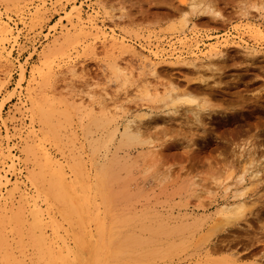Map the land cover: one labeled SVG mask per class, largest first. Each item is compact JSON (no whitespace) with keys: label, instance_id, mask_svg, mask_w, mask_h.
I'll use <instances>...</instances> for the list:
<instances>
[{"label":"rangeland","instance_id":"1","mask_svg":"<svg viewBox=\"0 0 264 264\" xmlns=\"http://www.w3.org/2000/svg\"><path fill=\"white\" fill-rule=\"evenodd\" d=\"M227 5L0 0V264H264V0Z\"/></svg>","mask_w":264,"mask_h":264},{"label":"bare ground","instance_id":"2","mask_svg":"<svg viewBox=\"0 0 264 264\" xmlns=\"http://www.w3.org/2000/svg\"><path fill=\"white\" fill-rule=\"evenodd\" d=\"M86 23L88 24V34L91 36V44H90V46L88 47L89 48V51L92 53V54H96V50H97V47H100V49H101V51H103V52H105V53H113L116 49H118V48H120V47H125V41L123 40V39H121V37H120V39L119 38H117V37H115L113 34H106L105 32H103V30H100L97 26H96V22H95V18L94 17H90V18H87V20H86ZM78 27H80V29L81 28H83L84 27V22L82 21V20H78ZM112 32V31H111ZM248 32H251L252 33V36H254V37H261V32L262 31H257V30H255V29H251V31L248 29L247 30V33ZM244 33V32H243ZM242 33V34H243ZM245 34V33H244ZM2 37H3V35H2ZM240 39V38H239ZM149 43V42H148ZM156 45V44H155ZM195 46L196 45H198L197 43L196 44H194ZM204 45V44H203ZM193 46V45H192ZM221 46V45H220ZM172 49V48H171ZM194 49V48H193ZM218 45H214V46H210L209 47V49H208V51H207V54H206V56L205 57H208V58H210V57H212V56H214V55H216L217 54V52H218ZM148 51V50H147ZM184 51V50H183ZM149 52V51H148ZM154 52V53H153ZM152 53V55H151V57H154L155 59H157V58H159V56H163V55H161V54H159L158 52H156V51H153ZM151 54V53H150ZM188 54V53H187ZM189 54H190V56H193V57H195V59H197L198 57H197V55H195L193 52H192V50H191V52H189ZM218 54H219V52H218ZM149 55V54H148ZM203 55V54H202ZM150 56V55H149ZM153 58V59H154ZM114 59V58H113ZM144 60V59H143ZM116 62V61H115ZM114 62V60L111 62V64H109V66H111L112 65V67L111 68H109V69H113L114 70V72H115V74L117 73L118 75H120L121 74V72H123L121 69L122 68H120V69H118L117 67H116V63ZM117 65H119V64H117ZM121 65V64H120ZM75 67H76V64L75 63H73L71 66H70V70H72V71H74V69H75ZM121 70V71H120ZM125 70V69H124ZM74 73V72H73ZM152 73H153V75H155V77H156V75H157V71H156V69H155V67L153 66L152 67ZM132 76V75H131ZM121 77V76H120ZM122 77H127L128 78V75L125 73ZM154 77V78H155ZM122 79V78H121ZM139 79V78H138ZM152 79V78H151ZM122 80H124V79H122ZM128 80H129V78H128ZM131 80V79H130ZM143 81H144V79H143ZM145 81H146V79H145ZM126 82V81H125ZM134 82H136V81H134ZM142 82V81H141ZM149 82V81H148ZM155 82H156V80H155ZM153 83V82H152ZM131 84V83H130ZM144 84V83H143ZM147 84V83H146ZM146 86V85H145ZM155 86V85H154ZM147 87H148V89H145V90H142V91H145V92H142V93H146L147 94V96H148V94L151 92V88H150V90H149V84L147 85ZM158 88V87H157ZM197 88V87H196ZM195 88V89H196ZM153 89V88H152ZM155 89L156 88H154V90H152V94L153 93H155L154 95H158L157 94V92H155ZM200 89V88H199ZM194 90V89H193ZM156 91H157V89H156ZM197 91V90H196ZM137 92V91H136ZM140 93V92H139ZM169 94V93H168ZM150 95V94H149ZM172 95V94H171ZM175 95V94H174ZM137 96H138V94H137ZM151 96V95H150ZM167 96V95H166ZM146 97V96H145ZM177 97V96H176ZM167 98V97H166ZM172 99V98H171ZM77 100H78V98H77ZM187 102H189L188 100H186ZM80 102H82V103H84L83 102V100L82 101H80ZM161 102V101H160ZM163 102H164V100H163ZM167 102V101H166ZM171 103V102H170ZM190 103V102H189ZM169 104V103H168ZM104 108V107H103ZM106 110V109H105ZM109 114V113H108ZM130 125V124H129ZM134 128V127H133ZM137 128V127H136ZM127 130L129 129V130H131V128L130 127H128V128H126ZM138 129V130H137ZM137 129H134L133 131H136L137 130V133H135V134H139L140 133V131H139V128H137ZM128 130V131H129ZM142 130V129H141ZM126 131V130H125ZM132 131V130H131ZM132 131V132H133ZM133 135V134H132ZM131 134H130V132L129 133H127V134H125V135H123V137L125 136V140H127V141H130V140H132V138H134V135L132 136ZM138 136V135H137ZM137 138V137H136ZM139 138V137H138ZM141 139V138H140ZM159 149V148H158ZM157 149V150H158ZM2 150V149H1ZM148 150V149H147ZM156 150V151H157ZM160 150V149H159ZM152 152H153V150H152ZM155 152V151H154ZM11 167V166H10ZM14 167V166H13ZM102 173H104V171L103 170H101L99 173H98V181L99 180H102ZM10 175H11V173H10ZM4 176V175H3ZM41 187H43V186H41ZM57 189H58V187H56ZM61 188H62V186H61ZM47 193L52 197V199H54L53 201L54 202H60V198L62 197V193H61V190L60 189H58L57 191H53V187L50 185V184H48V186H47ZM64 189V188H63ZM67 203V202H66ZM70 205H71V203H70ZM235 205V204H234ZM233 205V206H234ZM2 206V205H1ZM72 206V205H71ZM229 207V206H228ZM230 207H232V206H230ZM239 208H241V206H240V204L239 205H237V208L236 209H234V211H237ZM4 209V208H3ZM228 208L226 207V209L225 210H227ZM4 211H6V210H4ZM3 211V212H4ZM8 218L10 219V222H12V224L13 223H15L16 221H17V214H12L10 217L8 216ZM5 219H1L0 218V222H2V221H4ZM102 222V221H101ZM114 222H118V221H114ZM119 223V222H118ZM112 225H113V222L111 221V222H107V223H101L99 226L101 227V229L103 230V231H105V233H107V237H108V241H107V243H106V247H107V250H106V254H110V253H119V254H121V255H123V256H129V257H131V256H133V250L134 249H136L137 247L139 248L140 246H141V244H142V242H141V240H139L138 238H136V237H134L132 234L133 233H131L130 234V232L129 233H125L124 232V234H122L123 232H112L111 230H112ZM114 225H115V223H114ZM115 226H117V225H115ZM150 228H152V227H150ZM155 228H158L157 226L155 227ZM157 230V229H156ZM151 231V230H150ZM154 232V231H153ZM156 233V232H155ZM101 234H102V236L104 235V233L103 232H101ZM163 234H165V233H163ZM152 235H156V234H152ZM167 235V234H166ZM155 237V236H154ZM0 238H1V233H0ZM151 240V239H150ZM153 240V239H152ZM155 240V239H154ZM143 241V240H142ZM152 242V241H151ZM167 247V246H166ZM175 247V246H174ZM173 247V248H174ZM172 248V249H173ZM170 249V248H169ZM176 249V248H175ZM46 252V251H45ZM169 253V252H168ZM50 254V253H49ZM48 254V255H49ZM102 254H105V252H102ZM46 256V253H44V252H41L40 253V258H41V260H43L44 259V262H43V264H62L61 263V261L59 262V261H57L56 259V261L55 260H47V259H45L44 257ZM60 259V258H59Z\"/></svg>","mask_w":264,"mask_h":264},{"label":"snow or ice","instance_id":"3","mask_svg":"<svg viewBox=\"0 0 264 264\" xmlns=\"http://www.w3.org/2000/svg\"><path fill=\"white\" fill-rule=\"evenodd\" d=\"M225 5L226 6H230V5H227V0H225ZM211 14L214 15V16H219L220 15V13L216 12V11H212Z\"/></svg>","mask_w":264,"mask_h":264}]
</instances>
